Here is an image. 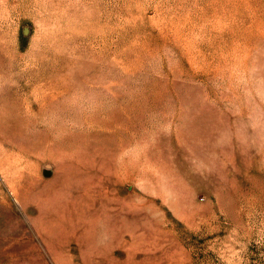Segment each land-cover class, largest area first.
<instances>
[{
  "label": "rangeland",
  "instance_id": "obj_1",
  "mask_svg": "<svg viewBox=\"0 0 264 264\" xmlns=\"http://www.w3.org/2000/svg\"><path fill=\"white\" fill-rule=\"evenodd\" d=\"M0 264H264V0H0Z\"/></svg>",
  "mask_w": 264,
  "mask_h": 264
}]
</instances>
